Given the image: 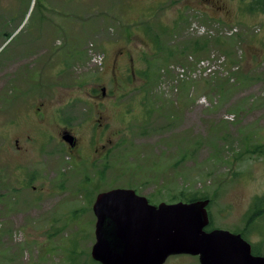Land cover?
Returning a JSON list of instances; mask_svg holds the SVG:
<instances>
[{
	"label": "rangeland",
	"instance_id": "rangeland-1",
	"mask_svg": "<svg viewBox=\"0 0 264 264\" xmlns=\"http://www.w3.org/2000/svg\"><path fill=\"white\" fill-rule=\"evenodd\" d=\"M39 2L0 0V264H67L73 246L78 261L91 258L92 203L115 187L154 205L207 195L213 227L244 229L264 255V215L246 219L264 194V13L249 0H79L72 18L44 21L42 4L54 2ZM51 21L65 31L51 33ZM165 25L166 48L202 38L205 48L160 65L147 30ZM53 41L79 54L62 57ZM55 107L79 149L58 136Z\"/></svg>",
	"mask_w": 264,
	"mask_h": 264
},
{
	"label": "water",
	"instance_id": "water-1",
	"mask_svg": "<svg viewBox=\"0 0 264 264\" xmlns=\"http://www.w3.org/2000/svg\"><path fill=\"white\" fill-rule=\"evenodd\" d=\"M104 93V87L101 88ZM71 142V136L63 135ZM209 199L156 205L131 188L98 193L91 259L99 264H163L171 255L190 254L199 264H264L239 233L211 228Z\"/></svg>",
	"mask_w": 264,
	"mask_h": 264
},
{
	"label": "trees",
	"instance_id": "trees-1",
	"mask_svg": "<svg viewBox=\"0 0 264 264\" xmlns=\"http://www.w3.org/2000/svg\"><path fill=\"white\" fill-rule=\"evenodd\" d=\"M247 8L248 10L250 11H260L262 13H264V0H249V2H247ZM45 17L42 15L41 17V20H43ZM149 28H151L149 26ZM148 28V29H149ZM174 27L171 26V28L168 27V25H165V26H162L161 28V32L158 34L154 33L153 35L150 33L149 30H147L150 38L152 39L153 41V47H151L152 50L154 53L152 55V58H155V55L159 52H163V59H160V65L161 64H164L166 61L170 60L171 58H178V56H181L183 55L185 52H186V47L190 49V52L192 53H196V52H199L200 50H203L205 48V44H206V40L208 39H205V38H202L204 39L203 42L200 40V39H192L188 42H190L191 45H187V46H182V48H178L177 46H171V47H167V43H166V39L163 40L161 39V41H159L158 39V36H161V34L163 33V36H167L170 34V32L173 30ZM216 41L221 45L223 46L224 45V42L221 40V38L217 37L215 38ZM227 43L225 42V45ZM66 50H72L71 51V54L73 56L75 55H78L79 54V49L78 48H71V49H61V51H66ZM68 51L66 52H63V55H61L62 57H64V55L67 53ZM79 57H81V55H79ZM146 61H148V59H146ZM61 63H64V65H69V61L68 59H64V60H61ZM143 73V76H147V72H140V74ZM37 86H40L39 84ZM259 147L257 148H260L261 146L258 145ZM255 151V149L253 150ZM102 172V171H101ZM35 176V173H32L29 175V179L31 180L32 178H34ZM19 190V187H11L10 188V191L11 192H17ZM179 197L180 199H175V201H194V200H201V199H209V203L207 205V209L208 207L210 206L211 204V199L207 196V195H200V196H197L194 193L192 192H187L185 193L184 191H181L179 194ZM2 193H0V203H1V199H2ZM174 200V199H172ZM247 216H246V219L249 217V220L254 218V217H257V216H263L264 215V194L263 195H257L253 198V201L250 205V208L248 209L247 211ZM209 213V211H208ZM211 228H214L213 225H212V220H211V216H210V213H209V224L207 226V230L211 229ZM216 228V227H215ZM234 232H237L239 233L244 239H246V235H245V231L244 229L243 230H235ZM258 247H254L252 245V248H251V252L253 254H256L258 253ZM78 256H79V253L78 251L76 250L75 246H73L70 251H69V261L67 264H99L98 262L92 260L91 258L87 259L85 258L84 261H78Z\"/></svg>",
	"mask_w": 264,
	"mask_h": 264
},
{
	"label": "flooded vegetation",
	"instance_id": "flooded-vegetation-1",
	"mask_svg": "<svg viewBox=\"0 0 264 264\" xmlns=\"http://www.w3.org/2000/svg\"><path fill=\"white\" fill-rule=\"evenodd\" d=\"M5 1H11V0H5ZM26 1H32V0H26ZM35 1V0H34ZM39 1H42L43 3H47V2H54V3H51L50 5H45V4H42V8L45 9V7L47 8L46 10H43L42 8H40L42 10V15L45 17L44 18V21L47 20V17L50 16L51 18H59V19H67V18H72L74 15L73 13H69L67 10H66V7L67 5H69L71 2H77L79 0H36V2H39ZM42 2H39V3H42ZM54 5V6H52ZM57 5V6H55ZM51 26H52V29H49L51 31V33H55V32H58V33H62V31H65V23L64 22H61V21H58V22H52L51 21ZM54 31V32H53ZM49 47L50 48H53L54 50H61V49H71V48H74L77 43L76 42H71V41H63V42H60V43H55L54 41L53 42H49ZM24 43H22L20 45V48H24ZM30 48H34L32 46H30ZM21 55L22 53H19L17 54V58L18 60L21 58ZM0 74H2V78L1 80L6 82L7 81V77H8V72H7V69L5 66H2L1 69H0ZM18 74H19V69H16V78H18ZM12 77V75H11ZM2 91V93H4V89L0 90ZM17 92H18V87H17ZM103 95V93H102ZM90 97H92L93 95L90 94L89 95ZM5 97V96H4ZM98 100H95V103H97ZM68 106V105H67ZM39 112H37L39 118L43 117L44 113L43 112H46V109H40V107H38L37 109ZM62 107H55L54 108V114H55V118L56 120L58 121V135L60 137V139L63 141V143L65 145H68L69 148L71 149H79L80 148V141L78 140V136L76 134H74V131L70 125V121H67L66 119H63L61 117L62 115ZM69 135L71 136V142H67L63 139V135ZM51 139L53 138L51 134H47L44 138V144L48 143V139ZM17 143V140L15 141ZM215 228V227H214ZM237 233V232H236ZM251 244V243H250ZM251 248H252V245H251ZM258 253H256L257 255H262L261 252L257 251ZM264 256V255H262Z\"/></svg>",
	"mask_w": 264,
	"mask_h": 264
},
{
	"label": "built area",
	"instance_id": "built-area-1",
	"mask_svg": "<svg viewBox=\"0 0 264 264\" xmlns=\"http://www.w3.org/2000/svg\"><path fill=\"white\" fill-rule=\"evenodd\" d=\"M200 64H202V65H203V64H204V61H203V60H202V61H200ZM210 69H211L210 67L206 68V69H205V71H203V73H204V74H206V72H208V73H209ZM208 73H207V74H208Z\"/></svg>",
	"mask_w": 264,
	"mask_h": 264
}]
</instances>
